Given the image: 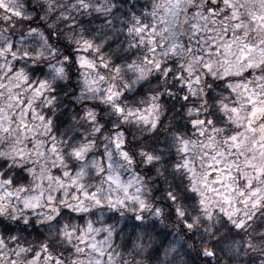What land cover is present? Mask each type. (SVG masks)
<instances>
[{
	"label": "clouds",
	"instance_id": "1",
	"mask_svg": "<svg viewBox=\"0 0 264 264\" xmlns=\"http://www.w3.org/2000/svg\"><path fill=\"white\" fill-rule=\"evenodd\" d=\"M87 2L93 7H81L80 0H0L3 5L0 7V33L8 37L9 43L17 42L18 45L15 58H0V83L8 86L19 83L14 91L22 101L33 100L31 86L38 81L47 84L43 96L33 104L44 121L33 119L29 126L34 132L21 141L31 155L23 159L15 156L12 153L15 133L0 134V173H8L9 178L19 182L10 186L12 190L27 189L19 198L10 197L4 201L9 206V214L0 216V236L7 240L8 246L0 252L3 256L0 264H10L12 260L17 264H30L32 253L41 251L42 242L54 248L62 264H264V200L254 206L256 198L245 204L242 197H237L229 205L221 197L209 193V206L205 208L200 203V192L193 189L192 173L183 167L184 160L189 159L191 167L202 172L212 162L213 154L199 147L205 138L191 125L188 111L199 108L200 116L208 119L221 116L215 101L218 96L229 95L224 90L225 82L197 68L202 93L195 102L186 103L183 98L188 93L182 85L188 78L187 73L179 81L177 79L185 61L171 54L164 55V48L157 54L163 63L160 71L152 69L140 80L135 72L127 70L129 60L139 63L143 55L149 53L146 46L129 45L133 37L129 36L126 24L135 15L159 32L165 26L162 17L172 22L166 13L167 0H99L105 7L110 5L107 11L101 12L95 10L97 0ZM236 7L241 19L254 31L259 23L256 18L264 17V0H236ZM13 12L21 15L15 16ZM185 16L191 19V12L184 11L176 31L187 41L190 32L184 24ZM33 30L41 33L44 41L27 40ZM83 38L94 44L90 58L97 68L92 71L81 69L79 65V56L83 54L79 44ZM0 46H5L2 39ZM101 63L110 66L104 69ZM114 66H119L121 72L115 73ZM168 68L172 69L171 75L166 71ZM86 71L90 79L104 77L99 81L101 91L89 92L84 87ZM18 73H23L28 81H18ZM109 85H115L122 93L119 103L125 109L148 114L151 97L156 98L159 107L148 123L137 116L125 119L104 100L103 89ZM8 95L5 87L0 97V104L5 107ZM141 100L145 102L140 103ZM201 101L206 103L201 105ZM19 110L20 105L16 104L10 111L16 114ZM89 111L94 113L95 120L85 115ZM218 126L224 127L226 132L230 130L226 124ZM120 133L124 143L117 150L112 141ZM178 137L195 141V151L180 152ZM34 142L41 145L39 151L43 156L31 151ZM81 143L92 145L82 159L73 154V149ZM53 145L57 153L50 150ZM120 151H128L130 159H123ZM109 154L114 166H119L114 170L119 172L121 179L138 178L131 192L140 195L150 207L141 211L134 201L127 200L122 191L107 182ZM147 155L154 157L151 162ZM93 161L104 168L102 173L91 166ZM41 167L59 176L64 186L58 189L55 183L45 180L40 208L24 210L23 199L39 192L35 188L39 181L31 170L38 172ZM64 172L69 175L65 177ZM80 172L84 175L79 182L86 190L102 189L101 204L84 200L80 189L72 185V178ZM233 172L238 190L248 191L244 176L235 169ZM257 186L264 187L258 182ZM201 191H205L202 186ZM220 191L224 189L220 187ZM78 194L80 199H74ZM48 195L53 197L58 213L49 212ZM109 195L113 200L118 195L124 198L125 205L109 204ZM81 200L84 201L83 210ZM12 208L17 211L12 212ZM156 209L160 213L158 216ZM177 209L183 212L182 216ZM231 212L235 214L229 216ZM49 215L55 219L48 220ZM138 215L144 217L143 222L136 219ZM88 223L94 231L88 233L85 244L79 237L87 231ZM188 224L192 226L189 228ZM9 231L15 240H8ZM66 231L72 232L71 239L64 235ZM93 242L95 249L91 247ZM19 247L28 248V253L16 256ZM40 264L45 261L42 259Z\"/></svg>",
	"mask_w": 264,
	"mask_h": 264
},
{
	"label": "snow or ice",
	"instance_id": "2",
	"mask_svg": "<svg viewBox=\"0 0 264 264\" xmlns=\"http://www.w3.org/2000/svg\"><path fill=\"white\" fill-rule=\"evenodd\" d=\"M168 6L166 7L167 15L171 16V24L162 17L164 27L158 32L155 26H149L142 23L138 17L133 15L128 24H126L128 34L133 39L129 40L131 47L146 46L147 53L143 55L141 61L129 60L126 63L128 71H133L137 74L138 79L143 80L152 69L160 71L163 63L157 58V54L161 48H164V55L171 54L177 57L178 60H184L185 63L180 66V77L178 81L187 73V79L184 80L182 85L183 89L187 90V95L184 96V101L195 102L198 99V94L202 93V80L197 68L206 72L211 76H219L225 82V92L228 96H218L216 103L218 104L217 111L222 113L217 119H208L207 117L200 116V109H189L188 115L191 117V125L199 130L200 136L205 139L199 144V147L206 152L212 153V162L207 165V170L198 172L191 167V160L185 159L183 167L192 173L193 189L200 192V203L207 208L208 194H214L221 197L222 200L231 205L233 200L237 197L243 198V203L247 204L250 199L254 200V206L264 200V187L257 186L264 185V17L256 18L259 23L255 26L254 31L245 23L240 16L236 7V0H200L199 3H194L193 0H167ZM81 7H93L87 0H80ZM223 5V6H222ZM0 7H3L0 3ZM108 7L101 5L99 0L95 5L97 12L107 11ZM228 9L226 11L225 9ZM191 12V19L185 16L184 24L189 30L190 36L185 41L182 36L176 31L180 26V17L184 11ZM13 15L20 16V12H13ZM155 15V13H153ZM130 25V26H128ZM0 39L4 40L5 46H0V58H7L17 56V42H8V37L0 33ZM45 37L33 30L29 33L27 40L30 41H44ZM194 46V47H193ZM94 48V44L90 39L83 38L79 44V50L82 55L79 56V65L81 69L92 71L97 68L96 63L90 58V50ZM35 49H33L34 51ZM27 56V52L24 53ZM19 63V60L16 61ZM108 63H101L100 67L104 69L109 68ZM11 70V68H10ZM85 72L83 85L89 91H101L99 81L104 79L103 76L99 80L90 79ZM169 75L172 74V69H166ZM114 72L120 73L121 68L114 66ZM18 81L27 82L28 78L23 73L17 74ZM20 85H4L0 83V97L3 96V90L7 87L8 90V104L7 107L0 104V134L11 135L15 133L16 140L12 147V153L15 156L23 159L25 156L31 155V152L26 149L22 140L28 139V134L34 132L30 128V123L33 119L44 121V117L35 112L33 104L35 101L42 97L47 89L45 81H38L37 85L31 86L33 92L32 101H22L14 91ZM104 100L111 104L114 110L125 119L132 116H137L145 123L149 122L150 116L156 112L159 105L156 103V98L151 97L152 103L149 105L148 114L133 112L132 109H125L120 103L119 98L122 93L116 88L115 85H109L103 89ZM141 100L140 103H144ZM206 101H201V105ZM20 105L18 113H11V109ZM126 113V115H125ZM195 113V114H194ZM88 118L95 120L96 117L93 112L89 111L85 114ZM228 126V130L222 126ZM155 127V121L152 122ZM225 135L221 136L222 133ZM122 133L113 137V144L117 150H120L123 145L121 139ZM178 150L185 154L190 151H195L197 143L189 139L177 138ZM41 145L39 142H34L31 151H35L38 155L43 156L44 153L40 152ZM92 145L88 143H81L79 147L73 149V154L76 158L82 159L84 155L91 149ZM53 153H57L56 145L50 149ZM120 156L129 160L128 151H120ZM152 155H147V160H153ZM103 162H101L102 164ZM91 166L96 168L98 172L102 173L104 168L95 161ZM110 174L106 177L109 184L114 185L117 191H122L124 197L129 201H134L139 209L143 211L145 208L150 207L140 195L131 192L134 184L138 183V178H129L127 181L121 179L118 171V165L113 164L111 161V154H109V162L107 165ZM233 169L240 172L246 179V188L248 191L238 190L236 184V175ZM32 174L39 183L35 184V188L39 189L38 194H33L23 199L24 210L39 209L41 202L44 199V181L53 182L57 188H63L64 181L59 176H53L47 167H41L37 172L32 169ZM210 171L215 172L216 175L213 179H209ZM68 172H64L67 177ZM84 173H78L77 177L72 178V185L80 189L84 200H92L96 204H101L102 200L100 194L102 189L96 191L86 190V186L80 183V177ZM19 182L15 178H9L8 173H0V216H7L9 214V206L5 204V199L10 197H20L22 191H27L23 187H17L12 190L10 186L17 185ZM219 185L224 189L220 191ZM201 186L205 191H201ZM8 188L7 191L5 189ZM137 193L140 189L137 188ZM171 196L172 194L169 193ZM174 199V197H172ZM74 199L79 200L78 194ZM111 205H125V199L119 195L115 200L109 195L107 197ZM49 203V212L58 213L59 209L55 207V201L51 195L47 197ZM83 200L80 201L81 210H83ZM12 212L17 209L12 208ZM179 215H183L177 209ZM229 216L235 214L234 212L228 213ZM155 215H160L159 210H155ZM14 219L16 217H13ZM48 220H54L55 216L49 215ZM137 220L143 222L144 217L138 215ZM189 228L191 224L187 225ZM242 226V225H237ZM67 228V225H65ZM91 223L87 225V231L79 237L81 243L87 244L88 233L93 232ZM98 231V230H95ZM64 235L71 239L72 232L66 231ZM109 235L111 231L109 230ZM8 240H15L11 231L7 233ZM8 246L7 240L0 236V252ZM92 248H96V243L91 244ZM29 249L26 247H19L15 251L16 256L28 253ZM83 251V249H78ZM206 255H211L206 253ZM32 260L30 264H40L43 259L45 264H62V260L52 246L41 243V251H34L32 253ZM3 256L0 255V260ZM10 264H17V261L12 260Z\"/></svg>",
	"mask_w": 264,
	"mask_h": 264
},
{
	"label": "water",
	"instance_id": "3",
	"mask_svg": "<svg viewBox=\"0 0 264 264\" xmlns=\"http://www.w3.org/2000/svg\"><path fill=\"white\" fill-rule=\"evenodd\" d=\"M216 173L215 172H210L209 179H213L215 177Z\"/></svg>",
	"mask_w": 264,
	"mask_h": 264
},
{
	"label": "rangeland",
	"instance_id": "4",
	"mask_svg": "<svg viewBox=\"0 0 264 264\" xmlns=\"http://www.w3.org/2000/svg\"><path fill=\"white\" fill-rule=\"evenodd\" d=\"M211 172V171H210Z\"/></svg>",
	"mask_w": 264,
	"mask_h": 264
}]
</instances>
